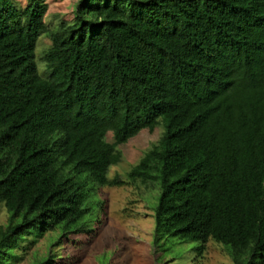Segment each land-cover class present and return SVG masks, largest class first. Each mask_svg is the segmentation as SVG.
<instances>
[{"label": "trees", "instance_id": "obj_1", "mask_svg": "<svg viewBox=\"0 0 264 264\" xmlns=\"http://www.w3.org/2000/svg\"><path fill=\"white\" fill-rule=\"evenodd\" d=\"M49 6L0 0V264L29 236L90 231L98 189L128 182L159 185L156 246L202 257L213 239L264 264V0H78L54 29ZM160 125L110 180L118 146Z\"/></svg>", "mask_w": 264, "mask_h": 264}, {"label": "rangeland", "instance_id": "obj_2", "mask_svg": "<svg viewBox=\"0 0 264 264\" xmlns=\"http://www.w3.org/2000/svg\"><path fill=\"white\" fill-rule=\"evenodd\" d=\"M25 6L28 0H17ZM50 9L46 22L54 29L62 19H73L78 0H46ZM35 61L42 76L50 72L44 61V52L51 46L49 34L37 41ZM164 127L154 131L143 130L129 142L118 146L122 160L111 167L110 180L127 174L145 154L159 143ZM108 140L113 142L111 134ZM160 188L157 183L128 182L122 186H105L97 191L102 207L91 222L90 231L59 236L45 232L29 236L17 251L19 258L13 264H37L43 256L47 264H234L225 246L211 239L202 257H197L190 244L173 247L168 238L164 247L156 246L154 208ZM9 212L0 204V226L7 223ZM177 248L182 254L178 257ZM46 264V263H44Z\"/></svg>", "mask_w": 264, "mask_h": 264}]
</instances>
